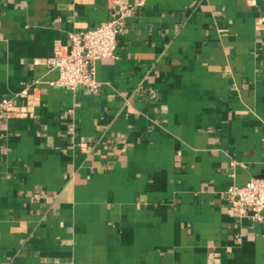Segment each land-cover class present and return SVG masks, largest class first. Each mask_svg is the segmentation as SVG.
I'll list each match as a JSON object with an SVG mask.
<instances>
[{
	"label": "crops",
	"instance_id": "obj_1",
	"mask_svg": "<svg viewBox=\"0 0 264 264\" xmlns=\"http://www.w3.org/2000/svg\"><path fill=\"white\" fill-rule=\"evenodd\" d=\"M131 8L95 91L53 86L70 33ZM0 264H264V0H0Z\"/></svg>",
	"mask_w": 264,
	"mask_h": 264
},
{
	"label": "built area",
	"instance_id": "obj_2",
	"mask_svg": "<svg viewBox=\"0 0 264 264\" xmlns=\"http://www.w3.org/2000/svg\"><path fill=\"white\" fill-rule=\"evenodd\" d=\"M131 8L119 3L111 17L91 29L70 33L68 45H57L45 58L48 70L57 71L50 85L71 90L85 87L95 91L99 83L95 78L96 62L117 58V35L123 31ZM21 106L11 97L0 98V117L19 116ZM230 208L241 216L264 219V178H251L243 185L231 183L226 189Z\"/></svg>",
	"mask_w": 264,
	"mask_h": 264
}]
</instances>
